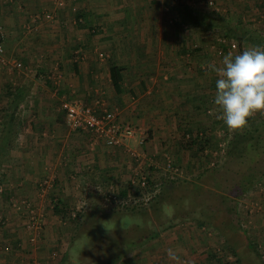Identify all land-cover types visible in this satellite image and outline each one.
<instances>
[{
	"label": "crops",
	"instance_id": "0c3cea01",
	"mask_svg": "<svg viewBox=\"0 0 264 264\" xmlns=\"http://www.w3.org/2000/svg\"><path fill=\"white\" fill-rule=\"evenodd\" d=\"M49 1L52 3L0 0L5 55L9 61L23 64H0V199L10 205L22 200L24 211L34 203H39L40 209L53 210V201L60 199L71 212L84 208L87 212L92 204L80 206L81 199L87 197L91 202L96 194L106 198L112 191H122L137 166L156 178L168 174L165 163L161 165L167 153L161 148L177 129L170 123L173 118L168 103L173 104L176 96H195L203 88L206 65L196 61L202 58L200 49L191 61V50H195L191 43L189 46L191 33L165 26L158 35L154 27L161 25V18L144 15L138 8L131 16L119 18L120 24L127 25L119 29L121 40L117 41L109 25L104 26V34H98L85 26V18L73 8L66 11L59 7L51 20ZM234 3L243 5L244 14L231 20L233 23L226 22L228 35H222L227 38L225 53L242 54L248 47H264V0ZM80 22L85 25L78 28ZM148 23H153L151 28ZM117 49L118 61L116 57L111 60ZM180 50L188 61L179 58L184 57ZM112 61L123 68L120 94L112 88ZM177 71L184 73V78ZM202 95L203 91L198 97ZM66 102L91 105L97 112L117 110L120 122L135 128V135L111 146L92 132L71 130L65 119ZM129 150L136 151L139 158ZM119 198L110 200L127 199ZM4 216H0V227L19 245L15 222ZM15 254L6 258L20 264L16 263L20 255ZM121 256L116 264L125 255Z\"/></svg>",
	"mask_w": 264,
	"mask_h": 264
},
{
	"label": "rangeland",
	"instance_id": "374dc122",
	"mask_svg": "<svg viewBox=\"0 0 264 264\" xmlns=\"http://www.w3.org/2000/svg\"><path fill=\"white\" fill-rule=\"evenodd\" d=\"M60 1L64 2L62 8L66 11L73 8L74 12L87 14V24L80 22L77 26L82 24L104 34V26L109 25L117 41L121 40L119 29L127 25L120 24L119 18L131 16L134 8L149 17L161 18V25L154 27L158 35L166 30L165 26L179 33L187 30L191 39L186 40L195 49L191 50V61L195 60L193 53L198 49L203 51L202 58L196 59L206 65L201 78L203 88L195 96H176L173 104L167 102L173 118L170 123L177 129H174L175 135L168 137L170 140L158 146L162 145L161 149L174 161L179 157L182 161L178 163L181 177L177 179L176 174L175 182L166 180L170 174L162 175L164 182L158 181L160 177H152L157 179L154 194L161 192V200L152 201L150 196L144 199L140 195L121 202L96 194V201L89 202L85 197L77 204H92L91 209L87 212L82 209L83 222L75 228L69 219L60 220L52 209H40L39 203L24 211L22 200L17 199L10 205L0 199V216L15 222L20 240L18 245L12 236L7 237L10 232L0 227V264H13L6 257L14 253L20 255V261L16 262L20 264L23 261L25 264H110V258L120 252L118 245H130L139 239L138 246L117 264H205L211 257L216 258L211 260L212 264H237V255L241 264H264V115L257 114L250 119L242 132H229L217 118L214 105L217 76L207 67L210 62L221 66L223 56L228 54L219 55L212 45L219 36L228 35L226 22L244 14L243 5H233L236 0H213V4L209 0H52L53 5L50 1L47 4L53 10L48 13L51 20L61 7ZM176 18L182 23H177ZM152 25L148 23L147 27ZM118 51L114 50L111 60L116 57L118 61ZM183 55L179 58L188 61L187 54ZM176 74L184 78V73L177 71ZM201 91L203 95L198 97ZM188 128H198L201 133L207 131L215 140L213 146L201 155L185 154L179 144L188 138L185 135ZM257 134L263 136L254 137ZM164 163L166 160L161 165ZM132 206H136L135 211H143H126ZM32 216L39 217L36 234L28 228ZM34 234L36 239L32 241L30 237ZM150 234L154 239L146 240ZM169 250L178 259L170 258Z\"/></svg>",
	"mask_w": 264,
	"mask_h": 264
},
{
	"label": "clouds",
	"instance_id": "9594fccd",
	"mask_svg": "<svg viewBox=\"0 0 264 264\" xmlns=\"http://www.w3.org/2000/svg\"><path fill=\"white\" fill-rule=\"evenodd\" d=\"M207 67L217 76L214 97L217 118L229 132H242L250 119L264 115V47H248L242 54L229 52L223 56L221 66L210 62ZM169 255L178 259L172 250Z\"/></svg>",
	"mask_w": 264,
	"mask_h": 264
},
{
	"label": "built area",
	"instance_id": "2783aa9c",
	"mask_svg": "<svg viewBox=\"0 0 264 264\" xmlns=\"http://www.w3.org/2000/svg\"><path fill=\"white\" fill-rule=\"evenodd\" d=\"M63 1L59 2L62 6ZM213 4V2H211ZM4 30L0 25V64L6 65L8 67H22L21 62H11L7 59L5 55V45H4ZM227 38L225 36H219L215 43L212 45V49H215L219 55H224L228 52ZM65 109V119L68 127L75 131H89L92 132L97 138L102 139L106 144L115 146L122 143L124 139L132 138L135 135V128L131 126L124 125L120 122L118 118L117 110H105L102 112H97L95 108L91 105H84L79 102H66L64 104ZM131 154L138 159V153L134 150H129ZM166 163L165 168L172 170L173 174L170 178L176 177V174L181 172L180 167H174V160L170 155H165ZM147 175L142 167L135 170L131 182L137 184L140 182L142 186L147 185ZM171 175V174H170ZM180 175V174H179ZM114 200H118L117 195L112 196ZM30 206V205H29ZM39 217L32 216L29 220L28 228L29 231H33L36 234L38 225L36 222ZM33 220V221H32ZM30 237L32 241H35L36 235Z\"/></svg>",
	"mask_w": 264,
	"mask_h": 264
},
{
	"label": "trees",
	"instance_id": "16d2710c",
	"mask_svg": "<svg viewBox=\"0 0 264 264\" xmlns=\"http://www.w3.org/2000/svg\"><path fill=\"white\" fill-rule=\"evenodd\" d=\"M79 15L83 16L85 18V20L87 21L86 13H80ZM110 77H111V81H112L113 90L115 91L116 94H120L123 90V79H124L123 68L121 66H119L118 64H116L114 61H112L111 65H110ZM262 124H264V121ZM185 135H188V138L187 139L185 138L184 142H181L179 144L180 149L185 154H189L191 152L196 153L197 155H201L202 153L204 154L205 150L210 149L213 146L212 143L215 141L214 139H212L208 136L207 131L204 130L203 133H201L198 128H196V129L188 128L185 132ZM254 137H261V135L257 134ZM181 161H182L181 157H179L178 160H175L174 167H181V166H179L180 164H178ZM166 170H167L168 174H171V176H172V174H173L172 170L171 171L168 169H166ZM168 174H166L165 176H167ZM151 175L152 174L147 175V181L148 182H147L146 186H142L140 184V182L137 184L130 182L129 185L127 187H125L122 191L117 192V193H112V194L117 195L118 198L120 197L119 199H123V198L129 199V197H131V196H140V195L145 199L148 196H150L152 201H155L157 199V202H158L159 200L162 199L160 197V195H162V194H161V192L159 194L158 193L154 194L155 193L154 191L156 190V185L154 184V179L152 178L154 176H151ZM177 176H178L177 179H179L181 177V176L179 177V174H177ZM160 178H162V175ZM168 178L170 179L169 180L170 182H175L173 180L174 178H170V177H168ZM158 181L164 182V178L161 180L158 179ZM167 184L169 185V183H167ZM167 184L165 186V189H167V187H168ZM131 190H132V192H131ZM161 190L163 191V189H161ZM112 200H114V199H112ZM53 202H54L53 212L60 218V220L66 221V219H69L72 222L71 225L75 224L74 225L75 228L79 227V225L83 222V220H81L83 211L76 210V211L70 213V211H69L70 208H68L66 206V204H64L62 202V200L59 199V200H57V201L55 200ZM135 207L132 206L129 210H126V211L135 212ZM139 211H143V209H139ZM154 237L155 236H153V234H150L145 239L146 240L154 239ZM139 241H140V239L138 241H133L130 245H125V246L118 245L117 250L120 252L118 254H116L115 256H113V258H112L113 260L110 262L115 263V261H117L118 259H120L122 257L121 255H125V254H127L128 251H131L134 248H136L138 246ZM144 242H146V241H144ZM234 253H235V255H237L236 251H234ZM215 259H216L215 257H211V259L209 261H207L205 264H212L213 261H211V260H215ZM220 264H222V262H220ZM237 264H241V259L239 258L238 255H237Z\"/></svg>",
	"mask_w": 264,
	"mask_h": 264
}]
</instances>
